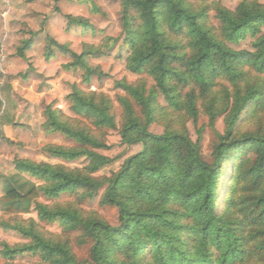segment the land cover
<instances>
[{
  "label": "trees",
  "instance_id": "1",
  "mask_svg": "<svg viewBox=\"0 0 264 264\" xmlns=\"http://www.w3.org/2000/svg\"><path fill=\"white\" fill-rule=\"evenodd\" d=\"M121 4L127 69L155 82L151 90L116 83L124 93L118 96L122 142L142 149L111 177H96L113 163L99 151L110 149L105 131L118 130L117 118L107 96L73 85L71 110L90 126L47 106L44 130L75 145H49L45 152L84 165L69 169L15 159L14 171L2 177L0 197V212L14 221L0 225L28 242L3 244L0 258L4 264L26 256H39L43 264H83L68 238L49 237L35 221L22 219L35 212L41 222L80 231L83 242L92 243L90 264H264V130L243 129L264 111V0H242L234 11L212 0ZM212 11L218 27L210 21ZM70 24L80 22L70 18ZM248 38L254 39L252 51L232 47ZM32 44L24 41L17 55L25 59ZM57 51L71 58L67 69L82 72L85 83L103 76L90 63L104 55L101 49L87 47L78 55L49 38L47 60ZM160 94L166 108L158 104ZM202 110L216 136L210 158L202 152L204 129L193 141L186 127L198 122ZM220 115L223 134L215 129ZM154 123L165 125L162 135L150 131ZM0 138L12 143L2 123ZM103 188L102 204L118 209V226L58 202L66 194L79 202L94 198ZM41 197L51 204L39 202Z\"/></svg>",
  "mask_w": 264,
  "mask_h": 264
},
{
  "label": "rangeland",
  "instance_id": "2",
  "mask_svg": "<svg viewBox=\"0 0 264 264\" xmlns=\"http://www.w3.org/2000/svg\"><path fill=\"white\" fill-rule=\"evenodd\" d=\"M220 1L222 6L234 11L242 0ZM70 18L80 22L70 24ZM121 0H0V123L4 126L6 138H0V197L3 194L4 177L15 169V159H29L37 163L60 165L69 169L82 168L83 160L75 163L54 159L45 152L49 145L71 147L75 145L60 133L46 132L44 111L49 105L61 110L67 118L89 122L76 116L67 100L72 86H79L87 94L97 93L107 96L113 105V113L117 118L118 130H106L105 140L109 150L99 151L113 160L103 168L96 177H111L120 171L126 161L138 154L142 146H129L122 142L119 130L123 121V108L118 96L124 93L116 87V83L126 80L129 83L145 84L148 90L155 87L154 80L147 74H134L127 69L126 61L129 51L125 46V35L122 30ZM211 23L218 27L216 13H210ZM49 38L60 45H67L78 55L87 47L101 49L103 56L91 59L90 63L99 67L102 77L95 76L90 83H85L82 72L68 70L71 58L61 52L47 60ZM24 41H32V48L27 51L26 58H20L17 50ZM254 39L248 38L237 50L252 51ZM158 104L167 107L163 95H159ZM140 111L139 107H136ZM209 117L201 111L198 122L186 123L193 141L198 139V130L204 129L202 152L210 158L212 146L216 140L215 133L209 125ZM264 130V111L252 116L243 126L244 131ZM165 125L154 123L150 131L157 135L165 132ZM215 129L223 134L225 130L224 115H220ZM3 177V178H2ZM103 188L94 198H86L79 202L74 194L64 195L58 202L76 204L85 213L94 214L112 226L119 225L118 209L102 204ZM82 193V191H79ZM39 202L51 204L41 197ZM22 219L35 221L49 237L69 239L78 262L90 264L91 242H83L80 231H69L57 223L41 222L37 213L32 212ZM14 218L0 212L1 223H13ZM28 241L13 231H6L0 225V251L3 244L15 246ZM0 258V264H4ZM17 264H43L39 256H26L16 261Z\"/></svg>",
  "mask_w": 264,
  "mask_h": 264
}]
</instances>
